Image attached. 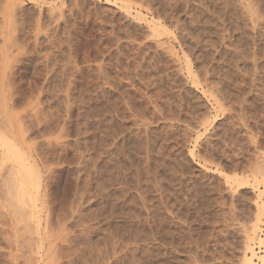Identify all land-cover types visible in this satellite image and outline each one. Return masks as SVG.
Masks as SVG:
<instances>
[{
	"label": "rangeland",
	"instance_id": "rangeland-1",
	"mask_svg": "<svg viewBox=\"0 0 264 264\" xmlns=\"http://www.w3.org/2000/svg\"><path fill=\"white\" fill-rule=\"evenodd\" d=\"M252 2L0 0V264H264Z\"/></svg>",
	"mask_w": 264,
	"mask_h": 264
},
{
	"label": "bare ground",
	"instance_id": "bare-ground-1",
	"mask_svg": "<svg viewBox=\"0 0 264 264\" xmlns=\"http://www.w3.org/2000/svg\"><path fill=\"white\" fill-rule=\"evenodd\" d=\"M153 1V0H152ZM240 1V0H239ZM258 1V0H257ZM255 2V1H254ZM256 3V2H255ZM156 4H157V2H156ZM242 4L245 6V8L247 9V11L250 13V15H252V17L254 18V7H253V2H252V0H242ZM158 5V4H157ZM256 7V6H255ZM163 10H164V8H163ZM165 11V10H164ZM246 14H248V13H246ZM251 17V18H252ZM253 18H252V20H253ZM151 23V22H150ZM255 23V22H254ZM153 24V23H152ZM209 24V23H208ZM207 25V24H206ZM256 25V24H255ZM147 26V25H146ZM152 27V26H151ZM167 28V27H166ZM150 29V28H149ZM156 31H158V30H156ZM159 32V31H158ZM158 32H155V34L156 33H158ZM162 33V32H161ZM159 34V33H158ZM171 34V33H170ZM154 35V34H153ZM161 35V34H160ZM164 35V34H163ZM158 37V36H157ZM156 38V37H155ZM157 39V38H156ZM159 40V39H158ZM189 62V61H188ZM190 65V64H189ZM188 66V65H187ZM190 73V72H189ZM192 74V73H191ZM197 84V83H196ZM195 85V84H194ZM223 90V89H222ZM212 91H214V90H212ZM11 117V116H10ZM209 121V120H208ZM12 127V126H11ZM21 128V127H20ZM23 128V127H22ZM17 128H15V130H16ZM14 131V130H13ZM17 132V131H16ZM20 134V133H19ZM18 134V135H19ZM11 136H12V134H11V132H10V134H9V131H6V133H2V143L4 142L5 143V145H7L6 147H8L9 145L11 146V144H13V140L11 139ZM19 138V137H18ZM0 140H1V138H0ZM16 143V142H15ZM14 143V144H15ZM19 143V142H18ZM12 145V147H15V145ZM20 144V143H19ZM2 145V144H1ZM9 146V147H10ZM20 146V145H19ZM18 146V147H19ZM11 147V148H12ZM21 147V146H20ZM10 148V149H11ZM23 148V147H22ZM14 150H17V148L16 149H14ZM8 151H13V148L11 149V150H9L8 149ZM23 151V150H22ZM16 152H18V151H16ZM16 152H11L10 153V155H11V157H12V159L11 158H9V159H11V160H13V159H16L17 161H19V163L20 164H22V167L23 168H25V166L27 165V163H26V165L24 166V164H23V159H22V157L18 154V153H16ZM21 152V151H20ZM9 153V152H8ZM8 153H7V155H8ZM23 154H24V152H23ZM8 158V157H7ZM24 158V157H23ZM3 160V159H2ZM2 162V161H1ZM26 162V161H25ZM19 164V166H21ZM29 166V165H28ZM27 166V167H28ZM15 168V167H14ZM22 169V168H21ZM28 169H29V167H28ZM27 169V170H28ZM13 171V170H12ZM17 171V170H16ZM14 172V171H13ZM13 172H11V173H13ZM27 172H29L30 173V170L29 171H27ZM261 172V171H260ZM33 174H34V171L32 172ZM25 174V173H24ZM22 175V174H21ZM29 176H30V174H28ZM256 175V174H255ZM263 175V179H264V173L262 174ZM22 178H23V176H21ZM230 179V178H229ZM236 179H239V178H237V177H235V181H236ZM23 180V179H22ZM29 180V179H28ZM30 180H31V178H30ZM38 180V179H37ZM240 180V179H239ZM244 180V179H243ZM32 181H33V179H32ZM238 181V180H237ZM242 181V180H241ZM22 182V181H21ZM34 182V181H33ZM32 182V183H33ZM29 183H30V181H29ZM39 183V182H38ZM247 183V182H246ZM36 184V183H35ZM244 184V183H243ZM248 184V183H247ZM25 185L26 184H24L23 182L20 184V189H21V193L20 192H17L18 194L20 193L21 195L23 194L22 193V191L26 188L25 187ZM29 185H31L32 186V184H29ZM37 185V184H36ZM36 185H34V186H36ZM242 185V184H241ZM19 186V185H18ZM30 188V187H29ZM9 189V188H8ZM34 189V188H33ZM38 189V188H37ZM32 190V189H31ZM16 191V190H15ZM37 191V190H36ZM24 192V191H23ZM15 193V192H14ZM13 193V194H14ZM16 193V194H17ZM10 194H12V193H10ZM12 194V195H13ZM15 194V195H16ZM262 194V193H261ZM261 194L259 195V197H258V199L260 198L261 199ZM27 195H28V192H27ZM23 196V195H22ZM13 197V196H12ZM19 197H21V196H19ZM24 197V196H23ZM23 197H22V199H23ZM17 198V197H16ZM15 199V198H14ZM21 199V198H20ZM259 199V200H260ZM262 203V202H261ZM259 201H257V205H256V207L258 208V211H259V216H258V219H256V222L250 227V231H248L247 232V234H246V239H247V246H246V250L247 251H249L250 252V254H251V256H249V255H246L245 257H246V263L247 264H255L254 262H253V259L255 258V257H257V253H256V251H255V248H254V244L253 243H255L256 241V239H257V235H258V232L261 230V228H260V230H259V224H260V222H261V217H262V210H263V208H262V204H261ZM16 204V203H15ZM28 204V203H27ZM256 204V203H255ZM13 205V204H12ZM263 205H264V203H263ZM27 207H30L29 205L27 206ZM14 209H15V207H14ZM16 210H17V208H16ZM25 210V209H24ZM257 210V209H256ZM18 212H19V209H18ZM23 213H24V211H22ZM28 213V212H27ZM26 214V213H25ZM15 215V214H14ZM23 215V214H22ZM18 216H19V214H18ZM20 217H23V216H20ZM30 217H32V216H30ZM23 219H25L24 217H23ZM31 222V221H30ZM31 224V223H30ZM252 224V223H251ZM28 227V226H27ZM33 227H31V229H32ZM30 229V230H31ZM249 229V228H248ZM33 230V229H32ZM244 233V232H243ZM40 238V237H39ZM244 238V237H243ZM258 240H260L259 238H258ZM243 243H244V241H243ZM258 243H259V246H261V247H264V244L261 242V240L260 241H258ZM246 251V252H247ZM243 255H245V254H243ZM243 258V257H242ZM258 258V257H257ZM260 259H261V256H260ZM259 259V260H260ZM258 260V259H257ZM261 260H263V262H264V256L262 257V259ZM262 262V261H261ZM262 262V263H263Z\"/></svg>",
	"mask_w": 264,
	"mask_h": 264
}]
</instances>
